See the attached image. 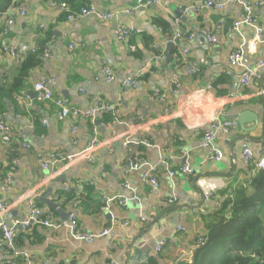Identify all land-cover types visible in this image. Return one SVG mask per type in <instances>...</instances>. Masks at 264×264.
Returning <instances> with one entry per match:
<instances>
[{
  "label": "crops",
  "instance_id": "obj_1",
  "mask_svg": "<svg viewBox=\"0 0 264 264\" xmlns=\"http://www.w3.org/2000/svg\"><path fill=\"white\" fill-rule=\"evenodd\" d=\"M61 1L74 11L89 1L99 10H133L112 21L93 16L70 21L49 0H11L0 13V85L12 82L25 57L42 47L48 49V55H42L41 63L29 72L26 88L6 99V109L0 113V121L23 133L19 137L0 132V176L12 175L6 186L0 182V200L9 206L4 219L12 223L25 218L33 196L38 202L37 197L51 189L50 198L65 213L72 212L82 231L98 234L108 227L109 211L116 221L128 225L118 223L111 234L87 243L71 238L68 227L31 224L28 231H16V246L30 253L33 264H145L151 257L156 264H172L188 259L196 238L206 234L204 222L231 196V189L247 186L254 174L241 151L251 149L256 160L264 149V68L249 85L239 84L240 73L253 70L262 57L260 46L248 47L254 35L251 26L233 29L243 14L242 4L218 0L223 8L217 9L203 7L201 0H161L145 7H135L137 0ZM188 6L198 11H183ZM20 7L24 16L19 15ZM253 13L264 38V5H254ZM9 17L12 24L7 23ZM120 26L132 27L134 32L119 39L116 30ZM177 33L181 36L172 40ZM209 36L215 41L211 43ZM169 43L171 60L167 62ZM235 50L243 54L240 67L228 60ZM184 56L188 64L181 62ZM105 66L114 75L110 82L102 71ZM191 67L197 70L190 72ZM127 78L137 80L135 88L123 84ZM39 81L71 107L106 102L115 107V116L59 120L52 101L35 99L33 87ZM243 110L255 113L258 124L217 133L215 146L223 157L212 160L211 149L201 144L209 124L217 118L231 119ZM125 137L127 146L123 145ZM92 138L99 142L92 162L77 163L56 174L52 173L56 166L42 168L51 152H77ZM163 160L175 171L186 164L191 173L177 172L171 177L161 167ZM135 164L138 168L133 169ZM154 166L157 188L143 180ZM133 188L140 204L131 199ZM207 188H214L210 197L204 196ZM225 189L229 190L222 193ZM115 195L127 199V205L115 200L109 211L102 210L103 196ZM42 205L52 220L70 221ZM163 239L167 243L156 252ZM135 247L147 257L131 263ZM7 258L0 239V261Z\"/></svg>",
  "mask_w": 264,
  "mask_h": 264
},
{
  "label": "built area",
  "instance_id": "obj_2",
  "mask_svg": "<svg viewBox=\"0 0 264 264\" xmlns=\"http://www.w3.org/2000/svg\"><path fill=\"white\" fill-rule=\"evenodd\" d=\"M18 1V0H13ZM51 7L56 9L58 12L65 13L67 20H74L77 18H82L86 16H93L101 21H112L116 20L119 17L129 15L133 9L131 8H125V9H117V10H99L97 7L92 3L88 2L86 5L80 7L78 11H74L71 9L70 5L66 3L65 1L61 0H49ZM202 6L205 8H217L222 9L223 3H220L218 0H201ZM228 1H238L241 2L242 8H243V14L239 20H237L234 23L233 29L238 31L239 27L241 25H249L254 30V35L252 39L248 42V47L251 50H254L258 46H260V49L262 51V57L258 60V63L256 67L253 70H246L242 71L239 76V84L242 86H247L251 82L253 78L260 77L259 70L264 68V38H263V29L262 27L257 23V19L253 13V6L254 5H264V0H256V1H241V0H228ZM161 0H137L138 6H148L152 3L157 4L160 3ZM134 7V8H135ZM183 11H192L197 12L198 8L196 7H183ZM19 15L24 16L25 11L23 8H19ZM8 24L13 23V18L9 17L7 19ZM134 32V29L132 27L127 26H120L117 28L116 33L119 39H127L132 33ZM181 36L180 33H177L172 37V40L175 38H179ZM209 41L212 43L214 42V38L212 36L208 37ZM171 39H168L167 41L170 42ZM74 45L70 44L69 47L72 48ZM11 52L13 50L10 49ZM184 52H187L185 50ZM48 55V49L44 47L43 49V56ZM161 58H164V56H160ZM228 60L231 66L240 67L242 65L243 60V54L241 50H235L232 51L229 56ZM181 62L184 64H188V59L184 56L181 59ZM197 68L191 67L190 72L196 71ZM105 80L110 82L114 79V75L112 72V69L109 66H105L102 69ZM53 81H51L52 83ZM173 84H176V80L174 79ZM123 84L127 87L135 88L137 84V80L135 78H127L124 80ZM170 91H174V89H170ZM34 97L38 101L45 102V101H52L56 107L55 109V116L57 119L62 120L69 116L72 117H78V116H84L89 117L90 119H96L100 117L102 114L105 113H111L115 116V107L113 105H109L106 102H99L94 106H90L87 108H78V107H71L69 103L62 99V98H56L53 95L52 89L44 82H36L33 87ZM154 93L159 95V97L163 98L164 94L159 93L158 90H155ZM42 123L44 125L47 124V121L44 119L42 120ZM128 125V124H127ZM239 126L238 121L235 119H220L217 118L214 121H212L208 128L206 129L202 139L201 144L203 147H207L211 149V155L210 158L212 160H219L223 157L222 151L215 146V139L217 133L227 134L230 130L235 129ZM74 131V129H73ZM0 132L11 135L16 134L19 137L23 136L22 131L16 130L13 126L0 121ZM129 144L128 137H125L123 140V145L127 146ZM25 147H29L28 145H24ZM99 146V142L96 140V138H92L88 141V143L85 145L84 148L81 150L71 153V154H64L60 151H53L51 152L47 159L42 162V168L43 169H50L52 166H56L54 170H52V173H55L62 169L66 168L68 166L81 163V162H92L95 157V151ZM241 157L242 159L248 164L253 162L255 169H261L264 170V149L262 154L256 159L253 160V153L251 149L244 148L241 151ZM161 167H164L168 174L171 177H175L177 172L181 173H191V169L186 165H182L178 171L172 170L169 168V165L166 161L161 162ZM133 169L138 168V165L135 164L132 167ZM12 180V175L7 174L5 176H0V182L2 183V187L9 184ZM143 180L151 184L154 188H157L159 186V180L156 176V167L149 168L143 175ZM132 195L131 199L135 201L137 204H140V197L136 191V189L131 190ZM205 197H210L214 193V188H207L203 190ZM117 200V202L120 205L126 206L127 205V199L117 197L115 196H103L104 205L101 207L102 210H108V206L111 202ZM173 199H169V202H172ZM221 202L218 204V208L220 207ZM9 206L4 202L0 200V239L2 242V245H4L8 258L4 261H0V264H33V258L27 251L19 250L16 246V231L17 230H23L28 231L31 224H38L47 228L51 229H57L60 227H68L70 231L71 238L78 240V241H84L87 243H91L95 240V238L100 236H106L113 232L114 227L120 223L119 221H116L115 216L109 211L110 217H111V223L108 227H105L102 229L98 234H93L90 232L82 231L77 224V221L74 217H71L70 221H58V220H52L49 215H47L44 208H41L37 202L35 201V196L30 201V209L27 216L23 219H15L12 221V223H8L4 219V214L8 211ZM122 226H127L128 222L122 221L120 223ZM262 227L264 228V218L262 219ZM179 230H183L182 227L178 228ZM167 243L166 239L161 240L157 246L155 247V251L159 252L162 247ZM204 243V236H199L195 240V247L202 245ZM181 259V258H180Z\"/></svg>",
  "mask_w": 264,
  "mask_h": 264
},
{
  "label": "trees",
  "instance_id": "obj_3",
  "mask_svg": "<svg viewBox=\"0 0 264 264\" xmlns=\"http://www.w3.org/2000/svg\"><path fill=\"white\" fill-rule=\"evenodd\" d=\"M10 5L11 0H0V13ZM43 48L21 61L9 85H0V113L6 109V99L26 88L29 72L41 63ZM249 164L255 169L253 162ZM230 191L231 196L204 222V243L195 247L190 258L172 264H264V170L255 169L247 186ZM37 204L43 208L42 203ZM145 264L156 261L151 257Z\"/></svg>",
  "mask_w": 264,
  "mask_h": 264
},
{
  "label": "water",
  "instance_id": "obj_4",
  "mask_svg": "<svg viewBox=\"0 0 264 264\" xmlns=\"http://www.w3.org/2000/svg\"><path fill=\"white\" fill-rule=\"evenodd\" d=\"M172 47V43H169L167 46L166 50V55H167V62L171 60V55L169 54V51ZM33 94V92H31ZM229 118L231 119H236L238 121V124L241 128L244 129V125L246 123H254V127L258 124V118L255 113L251 112L250 110H243L237 114L231 115ZM4 139H9V137L4 136ZM196 180L194 181V184H196ZM51 194V189H48L47 191L41 193L38 197L37 200L44 204L50 211L55 212L61 216L62 219L64 220H70L72 216V212L67 214L63 209L60 207L59 203L56 202L55 200L50 198ZM134 245V242L130 243L128 246V252L132 249ZM133 253L130 257V262L131 263H138L140 260L146 258L147 256L143 254L140 249L135 247L133 249Z\"/></svg>",
  "mask_w": 264,
  "mask_h": 264
}]
</instances>
